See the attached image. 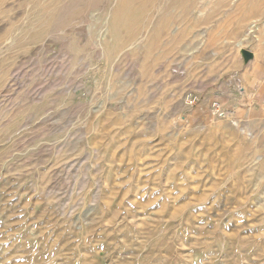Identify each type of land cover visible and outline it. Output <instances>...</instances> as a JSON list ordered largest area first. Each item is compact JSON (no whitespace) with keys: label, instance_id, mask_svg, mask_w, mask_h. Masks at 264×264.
I'll use <instances>...</instances> for the list:
<instances>
[{"label":"rangeland","instance_id":"rangeland-1","mask_svg":"<svg viewBox=\"0 0 264 264\" xmlns=\"http://www.w3.org/2000/svg\"><path fill=\"white\" fill-rule=\"evenodd\" d=\"M121 1L0 0V264H264V0Z\"/></svg>","mask_w":264,"mask_h":264},{"label":"built area","instance_id":"built-area-1","mask_svg":"<svg viewBox=\"0 0 264 264\" xmlns=\"http://www.w3.org/2000/svg\"><path fill=\"white\" fill-rule=\"evenodd\" d=\"M186 106L188 109H193L196 108L198 106L199 103V98H197L194 94H188L186 96ZM212 108L215 111V114L221 116V117H226L229 115L228 111L225 110V107L223 104L219 103V102H214L212 104Z\"/></svg>","mask_w":264,"mask_h":264},{"label":"bare ground","instance_id":"bare-ground-1","mask_svg":"<svg viewBox=\"0 0 264 264\" xmlns=\"http://www.w3.org/2000/svg\"><path fill=\"white\" fill-rule=\"evenodd\" d=\"M135 2V0H122L121 1V4H120V6H119V8H117V11H116V13L114 14V16L113 17H117V19L119 20V21H121V22H124V23H131V21L132 20H130V19H128V18H125V17H128V15H127V13L126 12H124V7H125V5L126 4H128L129 5V3H130V7L132 6V4ZM43 3V2H42ZM186 6H188L187 4H186ZM161 9V8H160ZM129 12H131V11H129ZM128 12V13H129ZM125 13H126V15H125ZM159 14H161V13H159ZM44 16V12L43 13H38L37 14V17H43ZM99 17H102V16H99ZM122 17H123V19H122ZM130 17V16H129Z\"/></svg>","mask_w":264,"mask_h":264},{"label":"water","instance_id":"water-1","mask_svg":"<svg viewBox=\"0 0 264 264\" xmlns=\"http://www.w3.org/2000/svg\"><path fill=\"white\" fill-rule=\"evenodd\" d=\"M241 56H242L243 60L245 61V63H248V62L255 59V55L252 52H249V51L244 50V49L241 50Z\"/></svg>","mask_w":264,"mask_h":264}]
</instances>
